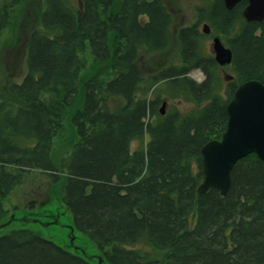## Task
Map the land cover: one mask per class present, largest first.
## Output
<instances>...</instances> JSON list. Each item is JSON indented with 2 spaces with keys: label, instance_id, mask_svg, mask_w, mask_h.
<instances>
[{
  "label": "trees",
  "instance_id": "16d2710c",
  "mask_svg": "<svg viewBox=\"0 0 264 264\" xmlns=\"http://www.w3.org/2000/svg\"><path fill=\"white\" fill-rule=\"evenodd\" d=\"M197 1L194 23L172 36L162 0H43L26 73L0 98V227L3 200L38 173L58 186L74 232L98 258L21 227L0 236V264H161L153 255L162 252L163 264H264V163L253 154L238 161L225 197L217 190L197 194L200 151L221 139L236 88L264 83V22L243 19L245 0L231 11L223 0ZM21 2L0 0V36ZM208 37L230 49V81L223 83L205 51ZM173 39L178 62L150 76L154 98H138L139 52L161 53ZM87 56L107 63L110 77L85 83L80 95ZM195 70L204 76L200 83L188 77ZM162 96L193 107L161 116ZM65 116L77 140L57 168L51 151ZM133 141L142 146L132 151Z\"/></svg>",
  "mask_w": 264,
  "mask_h": 264
},
{
  "label": "rangeland",
  "instance_id": "374dc122",
  "mask_svg": "<svg viewBox=\"0 0 264 264\" xmlns=\"http://www.w3.org/2000/svg\"><path fill=\"white\" fill-rule=\"evenodd\" d=\"M162 3L170 14L172 36L176 34L180 27L189 26L194 23L195 7L199 6L197 0H162ZM42 10L43 0H22L14 8L11 13L9 25L0 36V98L7 97L8 85L11 83H19L26 73L25 60L29 36L33 30L38 28ZM201 29L202 26H200V31ZM211 44L212 39L208 37L204 41L205 51L213 57ZM86 58L87 65L81 72L79 78L80 95L85 83L92 82L96 84L108 80L110 77L107 63L98 64L91 57L87 56ZM177 62V43L175 39L161 53H149L141 50L137 59V66L143 83L140 86L137 97L154 98L157 86L148 88L147 81H149L150 76L159 69L165 68L170 63ZM220 69L219 74L223 79V83H225L227 81L226 77H230V71L227 67H220ZM188 77L197 83L202 82L204 78L203 74L198 70L191 71ZM80 99L81 97H77V105L80 104ZM162 101H165L164 103L166 104L164 107V115L171 110L185 113L193 107L189 104L178 102L177 100H166L162 96L158 110L162 107ZM120 104L121 102H111L110 105L111 108H115ZM76 140L74 130L69 122V116H65L62 120V128L53 141L51 151V157L55 167L59 168L60 160L70 151L71 146ZM141 146V142L133 141L131 143V150L134 151ZM30 202H33V206L28 209L27 205ZM3 205L6 210V217L1 225H6L7 223L8 225L0 230V236L9 233L13 229L21 227L28 228L41 238L54 243L66 251L86 257H97L98 253L93 245L86 238L74 232L71 226L70 215L61 203L58 186L51 184L44 176L38 173L30 174L24 180L23 184L16 187L3 200ZM35 214L36 216H42L41 220L43 223H41L47 224V226H39L32 221H29L30 223H24L31 219L36 220L37 217L34 216ZM50 214H54L57 217L56 224L51 221L53 219L52 217L48 218ZM15 218L20 220L28 218V220L13 223L14 220H17ZM49 223L52 225H49ZM153 257L163 264L165 253H157ZM92 263L97 264L95 261H92Z\"/></svg>",
  "mask_w": 264,
  "mask_h": 264
},
{
  "label": "water",
  "instance_id": "95a60500",
  "mask_svg": "<svg viewBox=\"0 0 264 264\" xmlns=\"http://www.w3.org/2000/svg\"><path fill=\"white\" fill-rule=\"evenodd\" d=\"M241 1L223 0V4L227 11H231ZM245 1L247 6L242 12L243 19L247 23H263L264 0ZM201 31L204 35L210 34V28L206 24L202 25ZM211 50L219 67L231 64L232 53L218 37L212 38ZM230 79L226 78L227 81ZM165 105L163 103L160 109L162 116ZM226 114L227 125L221 139L208 142L200 151L203 179L197 189L198 195L217 190L225 197L230 188L233 167L249 155H255L264 163V83L253 80L238 86L226 106ZM6 225H2L0 229Z\"/></svg>",
  "mask_w": 264,
  "mask_h": 264
},
{
  "label": "flooded vegetation",
  "instance_id": "af4514ba",
  "mask_svg": "<svg viewBox=\"0 0 264 264\" xmlns=\"http://www.w3.org/2000/svg\"><path fill=\"white\" fill-rule=\"evenodd\" d=\"M31 220H33V219H31ZM33 221H36V220H33Z\"/></svg>",
  "mask_w": 264,
  "mask_h": 264
}]
</instances>
